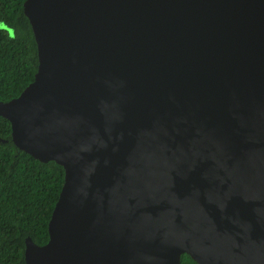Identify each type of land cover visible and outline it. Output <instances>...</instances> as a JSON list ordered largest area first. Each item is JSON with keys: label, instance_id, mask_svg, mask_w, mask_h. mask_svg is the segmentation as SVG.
Wrapping results in <instances>:
<instances>
[{"label": "water", "instance_id": "1", "mask_svg": "<svg viewBox=\"0 0 264 264\" xmlns=\"http://www.w3.org/2000/svg\"><path fill=\"white\" fill-rule=\"evenodd\" d=\"M20 151L64 170L25 264H264V0H26ZM6 142V141H3Z\"/></svg>", "mask_w": 264, "mask_h": 264}, {"label": "trees", "instance_id": "2", "mask_svg": "<svg viewBox=\"0 0 264 264\" xmlns=\"http://www.w3.org/2000/svg\"><path fill=\"white\" fill-rule=\"evenodd\" d=\"M26 0H0V102H8L33 81L37 51ZM6 141V142H3ZM64 181L54 162L41 163L17 149L10 123L0 117V264H25V239L42 246ZM180 264H196L183 254Z\"/></svg>", "mask_w": 264, "mask_h": 264}]
</instances>
